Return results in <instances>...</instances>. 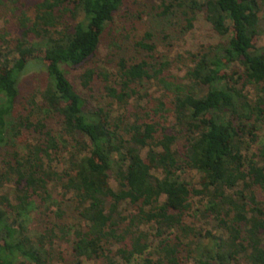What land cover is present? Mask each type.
Segmentation results:
<instances>
[{
	"label": "trees",
	"instance_id": "1",
	"mask_svg": "<svg viewBox=\"0 0 264 264\" xmlns=\"http://www.w3.org/2000/svg\"><path fill=\"white\" fill-rule=\"evenodd\" d=\"M19 1L0 0L17 30H0V264H264L259 0H162L182 33L202 18L215 35L181 76L150 31L143 58L95 66L125 0ZM32 65L45 86L21 100Z\"/></svg>",
	"mask_w": 264,
	"mask_h": 264
},
{
	"label": "rangeland",
	"instance_id": "2",
	"mask_svg": "<svg viewBox=\"0 0 264 264\" xmlns=\"http://www.w3.org/2000/svg\"><path fill=\"white\" fill-rule=\"evenodd\" d=\"M35 2L36 0H20L19 3L15 5L10 4V6H18L21 8L23 4L29 6L33 5ZM162 3V0H125L124 6L115 17L114 25L108 28L102 35L101 43L95 58V66L99 67L106 65L105 67H109L108 55L113 60V64L123 55H125L124 57L126 58H143L144 56L134 52L131 46H133L135 42L141 40L146 31H150L154 35V41L159 56L164 57L172 63V71L175 74L180 76L183 75L186 66L189 64L186 59L188 57V52L196 51L200 46L213 42L215 40V35L210 26L206 24L202 18L196 24L193 31L182 33L176 17L162 15L163 11L159 9ZM259 3L261 6L262 24L264 25V0H259ZM18 13L19 12L15 14ZM139 16H142V18H139ZM0 17V30H7L12 34L17 32L12 24L14 21L11 18L14 16L10 11H1ZM112 39L118 44H121V46L128 45L131 51L121 50V55L117 54V50H114V53H110L108 45L112 42ZM256 44L259 47L263 46L264 37L261 36ZM63 69L68 79L83 92L86 98L90 99L93 103L96 102V105L99 104L100 101H103V90L100 79L89 89L83 90L80 86V75L82 72L80 70H73L67 66H63ZM45 74L46 71L41 65H32L23 73L19 85L21 100L24 97H31L37 90L43 89L45 86ZM150 92L156 98L160 95V93H156L155 87L151 89ZM245 92L251 97L254 90L253 88H247ZM99 105L105 106L106 104L100 102ZM18 109H20V107H18ZM53 119V122H55L56 119ZM55 130H58V128ZM180 176L183 181L199 186L200 175L197 172L181 173ZM68 247L67 244H62L64 250H67Z\"/></svg>",
	"mask_w": 264,
	"mask_h": 264
}]
</instances>
